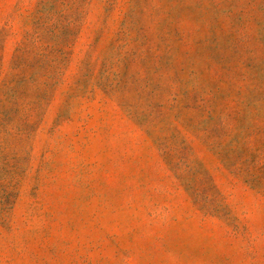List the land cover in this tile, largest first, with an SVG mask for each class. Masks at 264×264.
I'll return each instance as SVG.
<instances>
[{"label": "rangeland", "instance_id": "1", "mask_svg": "<svg viewBox=\"0 0 264 264\" xmlns=\"http://www.w3.org/2000/svg\"><path fill=\"white\" fill-rule=\"evenodd\" d=\"M0 264H264V0H0Z\"/></svg>", "mask_w": 264, "mask_h": 264}]
</instances>
